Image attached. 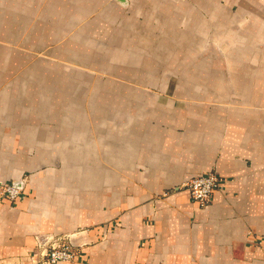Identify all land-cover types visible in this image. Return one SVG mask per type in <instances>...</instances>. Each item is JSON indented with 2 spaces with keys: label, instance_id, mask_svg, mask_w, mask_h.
<instances>
[{
  "label": "crops",
  "instance_id": "crops-1",
  "mask_svg": "<svg viewBox=\"0 0 264 264\" xmlns=\"http://www.w3.org/2000/svg\"><path fill=\"white\" fill-rule=\"evenodd\" d=\"M13 183L0 264L64 236L62 264H264V0H0Z\"/></svg>",
  "mask_w": 264,
  "mask_h": 264
},
{
  "label": "built area",
  "instance_id": "built-area-1",
  "mask_svg": "<svg viewBox=\"0 0 264 264\" xmlns=\"http://www.w3.org/2000/svg\"><path fill=\"white\" fill-rule=\"evenodd\" d=\"M222 178L215 172L194 177L182 185L193 201L202 208L208 207L213 193L220 187ZM22 195L19 184H4L0 186V205L4 201L15 202ZM83 247L76 245L69 237L64 236L53 240L49 246H39L29 258V264H62L74 263Z\"/></svg>",
  "mask_w": 264,
  "mask_h": 264
}]
</instances>
